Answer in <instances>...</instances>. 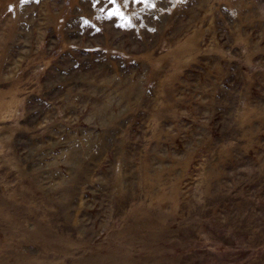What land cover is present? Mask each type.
<instances>
[{"label": "rangeland", "instance_id": "374dc122", "mask_svg": "<svg viewBox=\"0 0 264 264\" xmlns=\"http://www.w3.org/2000/svg\"><path fill=\"white\" fill-rule=\"evenodd\" d=\"M0 264H264V0H0Z\"/></svg>", "mask_w": 264, "mask_h": 264}, {"label": "snow or ice", "instance_id": "6c2138e0", "mask_svg": "<svg viewBox=\"0 0 264 264\" xmlns=\"http://www.w3.org/2000/svg\"><path fill=\"white\" fill-rule=\"evenodd\" d=\"M111 2L113 3V4H115V0H111ZM126 2H127V0H126ZM154 6V5H153ZM113 14H117V15H123V13H122V11H121V9H120V7L117 5L116 6V8L113 10ZM127 20H128V22L130 23L131 21H130V18H127ZM85 23H87V21H85Z\"/></svg>", "mask_w": 264, "mask_h": 264}]
</instances>
